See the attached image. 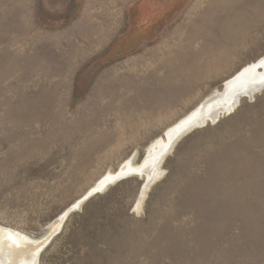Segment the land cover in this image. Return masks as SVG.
I'll use <instances>...</instances> for the list:
<instances>
[{
	"label": "rangeland",
	"instance_id": "1",
	"mask_svg": "<svg viewBox=\"0 0 264 264\" xmlns=\"http://www.w3.org/2000/svg\"><path fill=\"white\" fill-rule=\"evenodd\" d=\"M263 57L264 0H0V227L48 239L131 161L38 264H264V91L183 133L138 206L153 143Z\"/></svg>",
	"mask_w": 264,
	"mask_h": 264
},
{
	"label": "bare ground",
	"instance_id": "2",
	"mask_svg": "<svg viewBox=\"0 0 264 264\" xmlns=\"http://www.w3.org/2000/svg\"><path fill=\"white\" fill-rule=\"evenodd\" d=\"M262 66L264 67V57L258 60L257 63L247 66L243 71L237 74L234 79H231L230 82L226 84L227 93H215L210 99L203 103L201 107L188 115L176 126L172 127L166 134L167 140L164 141L159 139L156 144L153 143L149 155L151 158L150 161H154L151 163L153 169L150 168V170L152 169L151 172H149L150 178L145 185L142 199L140 200V204H138L139 207L142 204L145 193L154 183L155 178H160L162 175L160 166L167 154L173 150L174 146H176L179 139L183 136V133L188 130L190 131L192 128L201 127L203 124L207 123V121L216 122L222 114H229L235 111L239 106V101L242 100V96L248 95L250 97L252 96L251 98L254 99L253 96L258 93H256V91L264 87V72L261 73L257 71ZM207 112V115L204 114ZM155 149L157 150L155 151ZM141 171H144V168L134 167L131 165V161H127L120 168L118 174H108L105 176L84 198L62 215L60 225L52 230V235L59 231L69 213L80 208L93 193L104 191L111 184V186H114L113 184L122 180V178L138 174ZM52 235L50 234V236ZM50 236H47L48 239L45 238L43 241L39 240L40 242H35L20 232L0 227V264H38V257L44 249L45 244L49 242Z\"/></svg>",
	"mask_w": 264,
	"mask_h": 264
},
{
	"label": "water",
	"instance_id": "3",
	"mask_svg": "<svg viewBox=\"0 0 264 264\" xmlns=\"http://www.w3.org/2000/svg\"><path fill=\"white\" fill-rule=\"evenodd\" d=\"M262 91H264V87H262L260 90L256 91V93H257V92L260 93V92H262ZM258 93H257V94H258ZM232 113H233V112H232ZM222 116H223V115H222ZM219 119H220V118H219ZM219 119H218V120H219ZM218 120H217V121H218ZM217 121H216V122H217ZM210 123H213V122L210 121ZM207 125H208V124L205 123V124H203V125L201 126V128H205ZM196 128H200V127L192 128L190 131L192 132V131H193L194 129H196ZM190 131H189V132H190ZM123 179H124V178H122V180H123ZM120 181H121V180H119L117 183H115V184H113V185L118 184ZM111 185H112V184H111ZM106 190H107V188H106L104 191H98V192H96V193H93V194L90 196V198H88V199L86 200V202L89 201L92 197H94V196H95L96 194H98V193H101V192H102V193H105ZM86 202H85V203H86ZM85 203H84V204H85ZM80 209H81V208H80ZM76 210L79 211V208H77ZM74 211H75V210H74Z\"/></svg>",
	"mask_w": 264,
	"mask_h": 264
}]
</instances>
